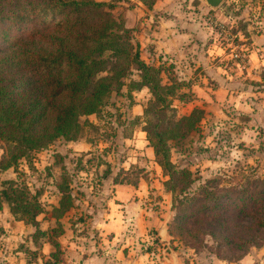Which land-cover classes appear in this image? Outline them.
<instances>
[{
  "label": "trees",
  "instance_id": "trees-1",
  "mask_svg": "<svg viewBox=\"0 0 264 264\" xmlns=\"http://www.w3.org/2000/svg\"><path fill=\"white\" fill-rule=\"evenodd\" d=\"M138 1L150 10L157 0ZM113 8L96 0H0V140L6 144L0 170L58 138L75 141L79 119L97 114L104 100L119 93L136 72L138 79L129 81L127 91L146 89L150 95L142 109L141 131L167 177L163 187L174 212L168 235L194 244L208 236L220 246L247 251L264 238V177L246 179L237 188L215 186L214 179L188 192L191 174L171 162L169 143L196 131L205 112L193 108L176 115L172 100L180 84L172 79L163 83V70L140 59L138 44L133 45L131 31L114 18ZM57 189L60 199L51 214L57 227L49 233L39 228L37 197L13 180L0 189V207L6 203L14 217L34 228V243L48 235L55 262L60 252L56 238L63 233L58 221L72 207L67 183L62 180Z\"/></svg>",
  "mask_w": 264,
  "mask_h": 264
},
{
  "label": "rangeland",
  "instance_id": "rangeland-1",
  "mask_svg": "<svg viewBox=\"0 0 264 264\" xmlns=\"http://www.w3.org/2000/svg\"><path fill=\"white\" fill-rule=\"evenodd\" d=\"M96 1L114 5L112 15L131 31L133 45L137 43L134 31L138 29L132 23L134 14L138 19L143 17L138 6L140 2ZM195 1L169 0L172 8L177 7L183 11L180 13L181 18L173 14L171 18L176 21L181 19L187 24L194 23ZM216 9V14H211L212 19L223 28L212 24L210 26L215 31L217 43L225 48L228 55L223 63L230 68L237 88L248 90L241 99L252 97L254 104L256 103L261 111L258 115L252 112L251 117H248L240 112L239 106L236 108L230 104H209L205 107L204 118L196 131L182 140L169 143L171 162L179 170H188L191 174L192 185L188 190L190 193L197 192L207 181L214 179H218L214 183L215 186L237 188L244 184L246 179L264 177V64H259L255 58L251 59L246 67L253 66L254 71L243 70L244 74L235 66L236 62L241 66L246 65L247 55L251 50L249 44L253 41L250 37L264 35V0H222ZM221 11L232 21L224 20ZM165 15L168 16L167 13ZM234 53L238 58L232 57ZM193 63L189 62V65ZM257 64L259 66H256ZM153 67L163 70V83L167 84L169 79H172L180 84L177 96L172 100L178 117L187 115L197 107L192 92L194 72L187 73L183 70V74L178 75L170 65ZM190 68L192 67L188 69ZM256 68L258 70L255 72ZM137 79V73L134 72L124 80L125 86L119 93L112 92L104 100L97 114L81 117V129L75 141L58 138L50 145L30 152L14 167L0 170V189L4 181L13 180L18 186L25 187L30 195L37 197L42 208L37 221L42 231L49 233L50 229L57 227V222L51 214L60 199L57 187L62 180L67 183L68 193L72 198V207L58 221L63 233L56 238L60 244L57 262L50 257L54 248L47 243L48 235L40 237L34 243V228L14 217L8 205L2 202L0 264H77L65 259L64 250L74 235L81 236L86 233L88 216L96 211L102 213V210L106 209V199L112 196L113 184L129 183L137 186L140 182L145 190L144 199L151 212L167 216L169 222L172 221L174 212L171 210V195L163 187L167 177L154 162L153 155L147 157L148 143L136 137L138 142L132 144L123 140L122 136L133 135L134 131L141 130L143 116H134L133 106L137 103L143 109L150 99L145 89L128 93L127 84L130 80ZM251 91L254 92L253 95L248 96ZM181 95L184 98L177 99ZM137 120L140 124L132 126V121L137 123ZM5 147L6 144L0 140V159ZM210 186H213V183ZM172 239L177 245L172 247H181L182 251L194 255L189 257L199 264H209L212 260L228 264H239L240 260L244 264H264V238L257 245L250 246L247 251L220 246L208 236L203 237L200 244L178 236ZM255 252L263 253L257 262Z\"/></svg>",
  "mask_w": 264,
  "mask_h": 264
},
{
  "label": "crops",
  "instance_id": "crops-1",
  "mask_svg": "<svg viewBox=\"0 0 264 264\" xmlns=\"http://www.w3.org/2000/svg\"><path fill=\"white\" fill-rule=\"evenodd\" d=\"M138 6L143 17L138 19L134 14L132 24L138 29L134 31L135 37L140 59L145 64L170 65L178 75H182L183 70L187 73L194 72L192 92L197 106L194 108L205 112V107L209 104H230L233 107L239 106L240 112L248 117H251L252 112L258 115L261 110L254 104L252 97L241 99L248 90L237 88L230 68L223 63L228 56L226 50L219 46L213 27L206 22L207 17L215 15L217 9L208 7L204 0H196L193 8L194 23L187 24L181 19L176 21L171 18V14L181 18L180 13L183 11L177 7L172 8L169 0H158L150 10L140 3ZM221 15L224 20H231L222 11ZM250 38L253 41L249 44L251 50L247 55L246 65L241 66L239 62L235 64L242 74L243 70L254 71L253 66L246 67L251 59L255 58L259 64H264V35ZM189 62L194 63L190 66ZM189 67L192 68L188 69ZM256 70L258 69L255 72ZM249 93L248 96H252L254 92ZM133 112L134 116L141 117L142 106L135 103ZM122 136L123 140L132 144L138 142L136 137L147 142L140 129L130 137ZM146 152L148 158L153 155L149 147ZM112 187V196L106 199V209L102 213L96 211L88 216L86 233L74 235L69 246H66V260L77 264H199L191 258L194 255L182 251L181 247H172L177 245L167 233L169 217L151 212L140 182L137 186L124 183L113 184ZM262 254L255 252L256 262ZM209 264L228 263L212 260ZM239 264L244 263L240 260Z\"/></svg>",
  "mask_w": 264,
  "mask_h": 264
},
{
  "label": "water",
  "instance_id": "water-1",
  "mask_svg": "<svg viewBox=\"0 0 264 264\" xmlns=\"http://www.w3.org/2000/svg\"><path fill=\"white\" fill-rule=\"evenodd\" d=\"M204 2L211 9H216V8L219 7V5L222 2V0H204Z\"/></svg>",
  "mask_w": 264,
  "mask_h": 264
},
{
  "label": "built area",
  "instance_id": "built-area-1",
  "mask_svg": "<svg viewBox=\"0 0 264 264\" xmlns=\"http://www.w3.org/2000/svg\"><path fill=\"white\" fill-rule=\"evenodd\" d=\"M206 22L209 24V25H214L215 27H220V28H223V26L220 24V23H218L216 20H213L212 19V17H207V19H206ZM232 57H234V58H238V55L237 54H233L232 55Z\"/></svg>",
  "mask_w": 264,
  "mask_h": 264
}]
</instances>
